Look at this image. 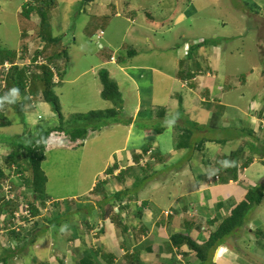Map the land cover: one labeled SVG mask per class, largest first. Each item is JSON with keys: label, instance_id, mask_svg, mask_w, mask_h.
<instances>
[{"label": "crops", "instance_id": "1", "mask_svg": "<svg viewBox=\"0 0 264 264\" xmlns=\"http://www.w3.org/2000/svg\"><path fill=\"white\" fill-rule=\"evenodd\" d=\"M79 1L55 0V4L48 7L54 12L50 17V28L46 31L53 34V39L63 37L54 47L72 41L76 43L80 36L92 33L93 26L95 36L104 32L101 38L103 43L99 44L101 51L95 53L83 45L86 49L76 53H86V61L95 56L94 63L90 64L92 66L75 78L73 75V79L64 73L60 80L64 84L62 90L66 93H62L63 97L69 96L76 88H85L86 94L93 96L86 95V98L77 100L78 103L73 101L69 110L72 114H87L115 108L112 102L102 98L99 72L108 71L123 99L122 109L116 117L121 119L116 125L123 127V135L114 140L119 143L120 150L105 160V169L111 165L120 168L134 166L149 149L155 150L154 160L144 172L131 167L127 170V177H111L102 187L109 196L107 200L101 201L102 196L90 195L89 201L83 205L85 210L77 209L83 216V221L77 225L79 232L59 233L54 226L40 225L37 238L29 248L34 254L41 251L44 254L46 250V254L41 255L43 259L39 261L45 264H79L85 253L96 255L100 251L110 255L113 264H185L188 260L192 264H264V197L261 204L249 212L244 226L209 249L203 260L188 247L177 248L171 242L173 236L180 234L189 236L196 243H205L230 216L232 209L248 190L260 187L264 194V162L257 158L259 155L246 149L255 129H260L261 137H264V73L253 66L249 78L230 79L241 71L231 61L228 68L232 66L229 68L232 69V76L221 73L223 58L227 64L228 56L233 59L239 50L235 52L231 49L228 53L224 52L216 40L202 38L206 42L210 41L208 46L203 47L195 44L199 39L194 35L188 39V32L182 26L199 14L202 3L196 4V0H172L174 5L166 8L169 17L166 14L158 17L145 15L155 5L148 1L138 5L137 0H83L87 5L81 8L77 16V19L83 18L81 32L70 19L73 9L83 4L79 5ZM157 2L160 5L162 0ZM230 4V13L242 14L231 1ZM27 19L31 23L38 20L44 27L47 23L45 16V20L41 21L36 13ZM35 29L32 31L28 28L21 35L19 51L27 53L33 50L31 40L40 39L43 44L40 46L39 43L35 47L36 55L43 48L49 54L54 53V47L46 45L45 30H39V26ZM117 34L120 39L114 40ZM260 39H264L262 31ZM48 40L51 43L56 41ZM185 45L190 47L188 56H185ZM258 52L262 55L259 49ZM72 53L69 49L63 58L58 55L60 60L55 66L66 67L72 61V56L68 54ZM41 54L38 56L43 57ZM113 57L114 61L111 60ZM261 62L264 64L263 59ZM96 69L99 70L97 73ZM87 73L96 76L90 77L80 86V77ZM253 80V85L259 89L257 100L254 99L247 106L245 90ZM91 105H96V108ZM125 110H130V113L123 118ZM50 114L49 118L55 120L56 114L53 111ZM234 121H238L237 126H234L236 129L230 127ZM147 124L150 129L146 128ZM138 125L142 128L141 133L136 131ZM156 126L159 130L151 131ZM113 127L110 123L101 131L115 130ZM217 131L235 132L239 136L221 134L218 137L215 134ZM99 132L91 131L85 145L97 137ZM115 132L112 133L114 136ZM112 134L108 137L113 141ZM180 141L182 147L178 148ZM54 146L47 148L46 154ZM92 149L97 148L93 146ZM240 150L241 154L233 162L237 167L236 180L222 183L220 176H212L218 162ZM85 154L91 155L92 151L88 150ZM259 164L263 167H258ZM140 173L144 175L143 183L134 192L132 189L137 186L133 179L139 177ZM233 175L234 172H229V175L225 172L221 177ZM99 178L87 180L94 183L72 197L76 199L83 196L87 199L92 185ZM49 190L61 195L51 188ZM46 191L49 192L48 189ZM123 192L122 203L113 200L114 194ZM63 199L61 197L52 201ZM166 205H169L168 209H164ZM141 207L142 210H139ZM164 211H170L171 215H164ZM71 217L74 214L66 216L63 224L70 223ZM97 227L101 231L98 228L93 232ZM126 229L128 234L125 233ZM52 230L56 238H52V242L55 241L50 247V243H43L39 237L46 236ZM127 248H130L129 252ZM134 251L138 253V259H129L126 253L131 255ZM50 253L55 257L52 261L49 260ZM96 258V264H109L102 254ZM35 259L32 254L22 252L10 264H37Z\"/></svg>", "mask_w": 264, "mask_h": 264}, {"label": "rangeland", "instance_id": "2", "mask_svg": "<svg viewBox=\"0 0 264 264\" xmlns=\"http://www.w3.org/2000/svg\"><path fill=\"white\" fill-rule=\"evenodd\" d=\"M50 0H0V53L1 58H5L6 55L12 54L13 52H18L17 54V60L16 63L23 65L25 63H30L28 59H30L32 56L36 55L37 49L35 47L39 46V41H36L30 39L34 48L33 50L23 53V50H20V44H21V35L25 33V31L29 28L32 31L36 30L35 27L39 26V30H45L46 36L45 42L46 45L49 46H55L56 43L63 39V37H59V39H53V34L49 33L50 28V17L53 15V9H49L48 7H44V4L49 3ZM132 1L133 0H129ZM138 5L145 4L148 2H151L152 4H155L154 7L148 9L146 14L153 15L155 17H158L160 15L166 14L169 17V13H167V9L170 5H174V2L172 0H162V3L159 5L157 0H137ZM230 1L232 2V5H234L235 8L239 9L242 14L239 13H230L231 10L229 7L231 6ZM197 2L202 3L200 7L199 14L194 17L191 21H187L183 24L182 27H184V30L188 32V39H192L191 36L194 35L195 38H198L195 42V44H201L203 47L208 46V43L210 41L208 40H216L217 44H219L221 47H223L224 52L229 51L233 49L235 52L239 50V53L234 56L232 59L228 56V59L226 60L225 64V58H223V69H221V73L225 72L232 76V69L229 70L232 66L228 68V64L231 61H234L235 64H237L240 68V73L238 75H235L232 78H241L246 79L250 76V70L253 68V66L258 67L260 71L264 73V64L261 62L262 59L264 60V39H260L261 31L264 33V0H196ZM26 3H29V6L34 9V12L37 16L44 15L47 19V23L45 24V27L43 24H40L37 21L29 22L28 19L23 16L22 10H26ZM83 3V4H82ZM82 4V5H80ZM80 6H76L73 9V12L70 16L71 21L74 25L77 26L78 31L81 32V27L83 24V18L80 19V17L77 19V16L79 15V12H81V8L85 7L87 3H84L83 0L79 1ZM187 7V6H185ZM190 23V24H187ZM119 24V21H118ZM100 25V24H99ZM94 28V26H93ZM92 28V33L87 34L88 36L82 35L79 37V40L74 43L72 41L69 44H63L57 45L54 47V53L49 54L48 51H45V55L43 56L45 59H52L56 61L58 59V55H61L63 57V54L67 51L72 50V54H68L72 56V61H70L69 64L66 65V67H60L59 65V71L61 73V79L64 77V73H67L70 79H73L77 77L79 74H81L83 71L88 69L94 59L96 57L90 58L89 61H86L88 58V55L86 53H80L76 54L78 51H84L86 48H84L83 45H87L89 49H91L92 52L97 53V51H101L99 48V44L103 43L102 40H98L95 36L94 29ZM121 28V24H120ZM119 29V26H118ZM179 31V29H177ZM94 33V34H93ZM260 35H259V34ZM190 34V35H189ZM225 36H229L227 39ZM48 38L52 40H56L55 42L51 43L48 42ZM88 38V39H87ZM208 39L206 40L202 39ZM120 37L117 34L114 40H119ZM187 39V40H188ZM23 44L24 39L22 40ZM206 42V43H205ZM43 44V43H42ZM40 43V46L42 45ZM63 45L65 48H63ZM75 45V46H74ZM74 46V47H72ZM259 46V48H258ZM258 49L261 51L262 55L259 54ZM31 52V53H30ZM24 54V57H23ZM262 58V59H261ZM13 59V58H12ZM10 62V61H9ZM8 64L10 65L11 63ZM94 63V62H93ZM254 64V65H253ZM1 66V65H0ZM4 67V65L2 66ZM10 69V68H9ZM8 71L6 68H0V86L4 90L6 88V83H4V80H6ZM99 71V70H98ZM97 69L95 72H98ZM50 75V74H49ZM73 75H75L73 78H71ZM55 73L52 74L51 82L53 85L52 90L54 89V94L57 97V100L61 106V113L64 117H68L67 120L72 121V118L75 115H79L81 113H74L72 114L70 112L71 104H73V101L75 103H78L77 100H80L82 98H86V91L85 88H76L69 96L63 94L64 91L62 90V87H64V84L61 82H55L54 81ZM96 74L93 73H87V75L80 77L81 83L80 86L85 83V81L89 80L90 77L94 78ZM255 76L253 75L252 78ZM25 81L27 82V86L29 88L28 92H30L31 89L34 88V93L37 94L39 92H43L42 87L44 86L43 83L37 82V83H31V79L26 77ZM64 81V80H63ZM56 83V84H55ZM61 83V84H60ZM101 83V82H100ZM255 81L253 80L250 82V86L247 90H245L246 96H247V106L251 105L252 101L256 99L257 92L259 89L253 85ZM121 82L118 83L120 85ZM40 93V94H41ZM66 94V93H64ZM36 96V95H35ZM87 96L93 97L91 94H88ZM25 98L24 94H19L17 101H22ZM99 98V97H98ZM30 99V97H29ZM257 100V99H256ZM44 100H39L37 98L36 104L37 107L34 109V104L27 103L25 106V112L28 111L24 116L21 117V115H17L16 112L13 109H8L5 113L4 117H6V126L3 128H0V158L2 161V165L0 167L4 169L5 171V177H8L9 171L8 168L5 166L6 159L11 151V149H8L9 147L6 146L4 143L9 142L10 140H13L11 143L13 146H23V147H30L31 144H33V140L40 136V134L45 131L46 128L51 127L52 125H56L55 122L52 124L51 119L49 118L51 116L50 112L54 111L53 107L43 102ZM102 103V100H100ZM92 108H96V105H91ZM130 107V106H129ZM1 113V110H0ZM130 113V110H125V113L123 115V118L125 115ZM39 116H41L40 119ZM121 119H117L115 121H111V125L114 126L113 128L115 130H103L99 132L97 137L91 140L90 143H87V145H83L81 148H77V151H74L67 147H59V145L54 146L50 151H47V154H45V160L42 162L41 168L46 176V186L49 192L47 194L52 198H61L63 197V200H58L60 203H58V207L61 208L60 210H54L52 209L51 213L49 212V216L51 217V214L53 215L54 219L58 223H63L65 221L66 216L69 214H74V217L70 219V223H64L62 224L61 228H57V231L59 233H65L69 231H78L79 221H83V216L81 215V211L78 212L77 209L85 210L84 209V203H87L89 199H86V197L80 196L76 199L73 198V194H78L83 192V190H86L90 187V185L94 182H87V180H92L93 177H101V175H104L107 170L110 167H107V170L105 169V160L111 155L114 154L115 151L120 150V146L118 142H115L114 140L117 139V137H121L123 127L119 124V121ZM68 121V122H69ZM238 121H234L230 127L234 128V126H237ZM36 124V125H35ZM58 124H60V121H58ZM148 126V127H146ZM145 127L147 129H150V125L147 124ZM247 125L245 126V129H247ZM236 129V128H234ZM159 130V127H152L151 131L156 132ZM113 131H116L115 136L112 134ZM136 131L142 132L141 126L138 125L136 128ZM262 131V130H261ZM119 132V134L117 133ZM104 134V136H103ZM109 134H112L113 141L109 139ZM218 137L223 134L230 135V136H239L236 135L235 132L232 133H221L220 131H217L215 133ZM124 137V136H123ZM9 140V141H7ZM93 146H96V150L92 149ZM246 149L249 150L252 154L259 155L257 158L260 160L262 159V156L264 157V137H261L260 129H255V133L250 137L248 140V145ZM90 147L91 149H88ZM88 150L92 151V154H85ZM138 151V150H137ZM83 153V155H82ZM25 154V153H24ZM239 154H241V150L239 151ZM255 155V156H256ZM115 156V159L117 160V156ZM253 159V158H252ZM27 161H29L27 159ZM27 162L23 161V176L24 177H33L32 176V169L29 165H26ZM247 165V164H246ZM264 165V163H263ZM127 166L123 167L126 168ZM260 168L263 166L259 164ZM138 169V168H137ZM112 170V169H111ZM110 171V170H108ZM140 172V169H138ZM153 173V172H152ZM167 174H171V172H168ZM12 175V174H11ZM27 175V176H26ZM14 177H20V175H16ZM127 177V175L125 176ZM144 175L140 173L139 177H136L134 182H136V188H133L134 192L139 190L140 185L142 182V178ZM122 179H120L121 181ZM2 181V179H1ZM0 181V182H1ZM119 181V180H118ZM119 181V182H120ZM122 183V182H121ZM93 187V185H92ZM51 188L53 191H56L57 194L61 193V195H56L52 191L49 190ZM67 192L68 194H66ZM75 199V200H74ZM169 199H167L168 201ZM71 203H74V205H70ZM143 207L139 208V210H142ZM169 205L164 206V209H168ZM51 209V208H50ZM78 212V213H77ZM165 212V211H164ZM163 212V213H164ZM160 213V212H159ZM162 213H160L161 215ZM137 215V214H136ZM164 216V215H163ZM118 217V216H117ZM116 217V218H117ZM139 216L137 215V218ZM48 215H44L42 219L38 221V224L45 225L47 223ZM119 225V223H117ZM39 225V226H40ZM78 225V226H77ZM14 226V223H9L7 225V229L5 231H2L0 234L9 236L12 230V227ZM32 226V225H29ZM120 226V225H119ZM251 229H254L253 226H251ZM0 230H3L0 228ZM46 236L41 235L39 239L43 242L49 244L50 247L52 243V238L55 237L54 231L48 232ZM11 236V235H10ZM56 238V237H55ZM75 238V237H74ZM78 239V237H76ZM6 241V240H5ZM7 242H11L10 239ZM6 242V243H7ZM201 242H204V239H201ZM202 245H205L204 243H201ZM202 252H205V248H202ZM32 254L33 257H35V260L40 261L43 259V256L46 254H42V251L39 254H34L33 250L28 248L25 254ZM57 255V254H56ZM54 256L50 253V261L54 260ZM42 264H45V262H41ZM185 264H192L189 260L188 262H184ZM55 264V263H54Z\"/></svg>", "mask_w": 264, "mask_h": 264}, {"label": "trees", "instance_id": "3", "mask_svg": "<svg viewBox=\"0 0 264 264\" xmlns=\"http://www.w3.org/2000/svg\"><path fill=\"white\" fill-rule=\"evenodd\" d=\"M55 4V0H50L49 3L44 4V7H52ZM26 10L23 9L22 14L25 15L26 18H30L33 14L34 9L29 6V3L26 4ZM41 21H44V16L39 15ZM45 50L43 51V54ZM40 53L37 54V56ZM24 57V56H23ZM13 58V59H12ZM17 58V52H13L12 54H8L5 58H1L0 53V65H3L6 61H10L15 63ZM59 58V56H58ZM63 58V57H60ZM58 60L56 61L52 59H48L49 64L55 65ZM9 62V63H10ZM1 74V73H0ZM50 74V75H49ZM52 72L48 66L37 67L31 70L30 67L24 66H15L10 71L6 78L5 83L6 88L3 90L0 86V128H4L6 125V117H4L5 113L8 109H13L17 115H21V117L25 114V106L27 103H32L33 99L37 98L41 92L37 94L34 93V88L30 90V92L26 91L28 86L25 78L28 77L31 79V83L42 82L43 83V92L42 95L44 99L53 107L54 111L60 116V119L63 121L62 114H61V106L57 100V97L52 90L53 85L51 82ZM99 79L102 84V98L106 101H110L114 104L115 108L108 109V110H101V111H93L87 114H79L72 118V121L60 122L58 125L51 126L46 128L40 136L33 140V144L30 147H23V146H13L11 143L13 140H7L9 142H5V145L11 148V151L6 159L5 166L9 169L12 166L17 167V172H23V161L27 162L26 165H29L32 169V180L27 182V186L29 189L32 190L34 195V201H39L41 203V207H45V202L47 200H51V197L47 194L46 191V176L41 168L42 162L45 160L46 149L49 148L51 145H57V142H50L47 144V140L49 139L52 133H56L57 136L63 137L65 139H69L71 142H75L79 139H85L90 131H98L102 128L108 126L111 121L117 120L116 117L118 116L119 111L122 109L123 99L119 92V88L114 80L110 78L108 71L101 70L99 72ZM1 84V82H0ZM12 89H18V93L13 95ZM29 90V88H28ZM24 94L25 98L22 101H17L18 95ZM36 95V96H35ZM30 97V99H29ZM182 141L178 143V148L182 147ZM25 153V154H24ZM239 155L237 152L230 157H226L222 159V162H218L215 165L214 171L212 176H220L221 182H228L231 180H236V170L237 167L233 163L236 157ZM27 159L29 161H27ZM25 169V168H24ZM113 170V167L111 168ZM109 169L112 172V170ZM234 172V175L231 177L223 178L221 175L223 173ZM126 173H121L120 177H125ZM5 178V171L4 169L0 168V181L1 179ZM101 187H98L100 190ZM101 191V190H100ZM121 195L123 193H118L113 195V200L119 203H122ZM264 194L263 190L260 187H255L254 189H250L247 191L245 196L240 200L238 205L232 209L230 212V216L225 219V221L221 224L220 228L212 233L205 245H198L192 238L189 236L184 235H175L172 237V244L174 247L182 248L183 246L188 247L189 249L193 250L202 260L205 259V256L209 249L213 248L219 242L227 239L230 237L236 230L244 226V223L247 220L249 212L254 208L261 204L263 200ZM107 195L103 196V200H107ZM58 202L54 203L52 206L54 209H58ZM32 214L37 216L39 213L36 204L32 202L30 204ZM2 207L0 209V228L3 226V230L7 229L8 223L11 222L10 217H2L3 212L5 211ZM11 206H9L7 213L12 214L13 210H10ZM14 212V211H13ZM119 217V216H118ZM120 219V217H119ZM51 224L55 227L60 226V223L56 222L53 224V221H50ZM39 226L34 227V229H24L21 228L18 232L12 231L9 236H5L0 234V264H10L18 255H21L22 252H26L30 245H32L37 238ZM0 230V231H3ZM128 234V229L125 230V233ZM10 239L11 242H7ZM4 240V241H3ZM6 240V241H5ZM7 242V243H6ZM202 248H205V252H202ZM128 252L130 248L126 249ZM99 251V250H97ZM102 254L103 258L108 261L109 264H113V258L110 255L104 254L102 251L98 254L91 255L89 253H85L84 256L81 258L79 264H96L97 255ZM129 259H138L137 252H133L131 255L126 253ZM67 259V257L65 256ZM37 264H42L38 260H35ZM135 262V260H134ZM143 264V263H142Z\"/></svg>", "mask_w": 264, "mask_h": 264}, {"label": "clouds", "instance_id": "4", "mask_svg": "<svg viewBox=\"0 0 264 264\" xmlns=\"http://www.w3.org/2000/svg\"><path fill=\"white\" fill-rule=\"evenodd\" d=\"M26 4H28V3H26ZM23 11V10H22ZM33 13H35V12H33ZM22 14V13H21ZM23 15V14H22ZM100 33V32H99ZM98 33V34H99ZM98 36V35H97ZM96 36V37H97ZM103 38V37H102ZM97 39H98V37H97ZM98 40H101V39H98ZM45 50V48H43V49H40V53H43V51ZM17 54H18V52H17ZM42 56H44L45 55V53L44 54H41ZM23 56H24V54H23ZM114 58V57H113ZM17 60V59H16ZM16 60H15V63H12V62H10L11 64V67H10V69H8L9 71L13 68V67H15V66H24V67H30L31 68V70H33L34 71V69L35 68H37V67H42V66H48L49 68H50V70H51V72H52V74L53 73H55V75L56 76H54V81L57 83V82H60V80H61V73H60V71H59V67L58 66H55V65H51V64H49V62H48V58L47 59H45V58H43V57H41V56H37V55H34V56H32L30 59H28L29 60V64L28 63H25V64H23V65H20V64H18V63H16ZM112 60V59H111ZM9 61H6L3 65H5L6 63H8ZM58 63V62H57ZM3 65H1L0 66V68H4V67H2ZM9 71H8V74H9ZM8 76V75H7ZM5 81L6 80H4V83H5ZM53 82V81H52ZM54 83V82H53ZM55 83V84H56ZM28 89V88H27ZM26 91H28V90H26ZM53 91H54V89H53ZM12 93H13V95H16L17 93H18V89H12ZM39 100H44V102H46V103H48L45 99H44V97H43V95H42V93L41 94H39V96L37 97ZM37 98H35V99H33V104H34V109L36 108V106H37V104H36V100H37ZM49 104V103H48ZM28 111H26L25 112V114L27 113ZM54 112V114H56V119L55 120H53L52 121V119H51V121H52V124L55 122V124L56 125H58V121H60V122H67V121H69V120H67V117H64L63 115H62V118H63V121L60 119V116L55 112V111H53ZM24 114V115H25ZM62 114V113H61ZM23 115V116H24ZM76 116V115H75ZM74 116V117H75ZM41 118V116L39 117V119ZM52 126H54V125H52ZM99 131V130H98ZM91 132V131H90ZM89 132V133H90ZM96 132V131H95ZM89 135V134H88ZM88 135H87V137H88ZM87 137L85 138V139H79V140H77V141H75V142H71L69 139H65V138H63V137H59V136H57V134L56 133H52L51 135H50V137H49V139L47 140V144L48 143H50V142H54V141H56L57 142V145H59V147H67V148H70V149H72V150H76L77 148H81L83 145H85V141H86V139H87ZM5 144V143H4ZM56 146V145H55ZM8 149H11L10 147L8 148ZM47 150V149H46ZM155 150L154 149H149L142 157H141V159H140V161L138 162V164H136V165H134V166H129V167H126V168H120L119 166H116V165H111L110 166V168L109 169H111L112 167H113V170H112V172H108V170H107V172L104 174V175H101V177L98 179V181L94 184V186H93V188H92V190H91V192H90V194L88 195V197H87V199L88 198H90V195H97V196H102V198H101V201H103V196L104 195H107L103 190H104V188H102L103 186H104V184L106 183V182H109V180H110V178L111 177H120V175H121V173H122V171H124V172H126L127 170H129L131 167H134V168H138V169H140V171L141 172H144V171H146L147 170V168H149L148 166H149V164L151 163V162H153L152 160H154V157H153V154L155 153L154 152ZM1 168V167H0ZM8 168V167H7ZM17 170L18 169H16L15 171H13L12 172V168L11 169H9L8 168V171H9V175H8V177H5V178H3L2 179V181L0 182V201H1V205H0V209L2 208V207H4L3 209L5 210L4 212H3V218L4 217H7V216H11V218L13 217V215H14V213H16V212H19L20 211V209L23 207V206H28V208H29V212H30V216L33 218H36L35 220H36V222H35V224L33 225V226H31L29 229H34V227L35 226H37V224H38V221L40 220V219H42L43 218V216L44 215H48V218H47V222H48V225H50V226H53L52 224H51V222L50 221H52L53 220V215L51 214V217L49 216V212L51 213V211H52V209H53V211L54 210H60V208H58V209H54L53 208V204L54 203H57L56 201H52L53 199L51 198V200H47L46 202H45V207H41V203L39 202V201H37V202H35L34 201V195H33V192H32V190L31 189H29V187L27 186V182H29L30 180H32L31 179V177H24L23 176V174L24 173H20V172H17ZM12 174V175H11ZM16 175H20V177H14V176H16ZM27 176V175H26ZM11 177H13V178H11ZM217 178V177H216ZM7 180H10V185H11V187H12V191H13V193L15 194V200H11V201H5V200H2L1 199V190H2V184L4 183V182H7ZM15 180H17V182L15 181ZM98 187H101V191L100 190H98ZM107 197L109 198V196L107 195ZM32 202H34V204H36V207L38 208V210H39V213L37 214V216H34L33 214H32V210H31V206H30V204L32 203ZM58 203H60L59 201H58ZM106 204H107V202H105V206H106ZM71 206L72 205H74V203H71L70 204ZM9 206H11V208H10V210H13L12 211V214H8L7 213V210H8V208H9ZM51 208V209H50ZM164 215H166V216H169V215H171V212L170 211H165L164 213H163ZM72 218V217H71ZM70 218V219H71ZM11 220V219H10ZM55 220V219H54ZM53 220V221H54ZM69 220V219H68ZM11 223V222H10ZM90 223H91V221H90ZM9 224V223H8ZM40 224H43V223H40ZM40 224H38V226L40 225ZM53 224H55V223H53ZM63 224V223H62ZM61 225V224H60ZM56 226V225H55ZM54 226V227H55ZM56 229L57 228H60V226H57V227H55ZM99 227H97V228H95L94 230H93V232H95L97 229H98ZM3 231H5V230H3ZM13 231V230H12ZM99 232L101 231V229L99 228V230H98ZM2 231H0V233H1ZM207 243V241L204 243V244H206ZM197 244L198 245H200V246H202V244H200V243H198L197 242ZM68 260V259H67ZM68 264V263H67ZM69 264H72V263H69Z\"/></svg>", "mask_w": 264, "mask_h": 264}, {"label": "built area", "instance_id": "5", "mask_svg": "<svg viewBox=\"0 0 264 264\" xmlns=\"http://www.w3.org/2000/svg\"><path fill=\"white\" fill-rule=\"evenodd\" d=\"M104 36V32L101 31L98 34V39H101ZM190 50V47L188 45H185V56H188V52ZM115 58H112V61H114ZM11 67V65H9L8 63H6L4 65V68H6L7 70ZM0 165H2V161L0 158ZM17 169L16 166H12V172L15 171ZM13 178V177H11ZM2 190H1V199L5 200V201H11V200H15V194L12 191V187L10 185V180H7V182H4L2 185ZM0 205H1V201H0ZM11 222L14 223V226L12 227L13 231L18 232L21 228L24 229H28L31 226L29 225H34L36 222V218H32L30 216V212H29V208L28 206H23L19 212L14 213L13 217L11 218Z\"/></svg>", "mask_w": 264, "mask_h": 264}, {"label": "bare ground", "instance_id": "6", "mask_svg": "<svg viewBox=\"0 0 264 264\" xmlns=\"http://www.w3.org/2000/svg\"><path fill=\"white\" fill-rule=\"evenodd\" d=\"M113 221V220H112Z\"/></svg>", "mask_w": 264, "mask_h": 264}]
</instances>
